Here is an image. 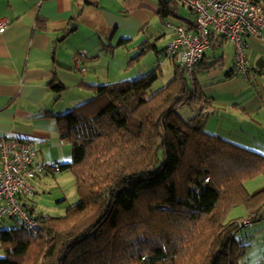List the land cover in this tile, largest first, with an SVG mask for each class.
Returning <instances> with one entry per match:
<instances>
[{
    "label": "trees",
    "instance_id": "trees-1",
    "mask_svg": "<svg viewBox=\"0 0 264 264\" xmlns=\"http://www.w3.org/2000/svg\"><path fill=\"white\" fill-rule=\"evenodd\" d=\"M177 5L163 3L162 18L176 16ZM152 51L156 44L144 43L130 63ZM160 77L158 67L90 87L91 100L48 114L73 146V161L60 171L72 174L77 202L61 216L37 214L36 235L20 225L0 231V264H242L248 245L236 234L243 218L229 215L243 207L252 224L264 219V184L246 185L264 179V156L208 134L198 116L178 114L210 104L195 73L193 91L177 64L173 79L151 92Z\"/></svg>",
    "mask_w": 264,
    "mask_h": 264
},
{
    "label": "crops",
    "instance_id": "crops-1",
    "mask_svg": "<svg viewBox=\"0 0 264 264\" xmlns=\"http://www.w3.org/2000/svg\"><path fill=\"white\" fill-rule=\"evenodd\" d=\"M259 2L264 7V0ZM163 3L168 4L165 0H44L37 6L31 0H0V19L11 21L0 31V136L31 140L39 162L70 164L73 146L62 139L57 120L48 114L64 115L91 100L90 87L117 82L121 67L140 77L158 67L162 76L172 65L173 79L174 61L167 58L159 65L158 53L171 39L165 23L183 21L178 16L162 18ZM38 19L46 22V28L37 27ZM73 23L76 30L60 39ZM121 40L129 42L118 46ZM144 43H155L157 51L131 64ZM103 44L113 49L103 51ZM248 55L250 79L234 77L233 45L213 39L195 72L210 104L192 107L194 117L205 107L212 109L201 118L208 134L264 156V31L261 39L251 40ZM59 85L64 87L60 93L53 89ZM161 85L158 90L167 84ZM74 190L70 172H45L35 182L34 196L23 197L22 204L34 216H61L71 201L77 202ZM233 211V219L250 215L240 208Z\"/></svg>",
    "mask_w": 264,
    "mask_h": 264
},
{
    "label": "built area",
    "instance_id": "built-area-1",
    "mask_svg": "<svg viewBox=\"0 0 264 264\" xmlns=\"http://www.w3.org/2000/svg\"><path fill=\"white\" fill-rule=\"evenodd\" d=\"M39 6L44 0H31ZM195 16L194 24L167 21L170 42L164 52L158 53V64L171 58L183 67L195 90V67L203 60L213 39L233 45L235 58L232 76L250 79L249 49L252 39H261L264 31V7L259 0H176ZM11 25L7 18L0 19V31ZM78 67V61H76ZM212 112L201 110L199 117ZM59 164L39 162L31 140L0 136V225L6 220H17L27 231L37 234L39 220L22 204L23 197H32L37 178L45 173H58ZM252 225V215L238 222V228Z\"/></svg>",
    "mask_w": 264,
    "mask_h": 264
},
{
    "label": "rangeland",
    "instance_id": "rangeland-1",
    "mask_svg": "<svg viewBox=\"0 0 264 264\" xmlns=\"http://www.w3.org/2000/svg\"><path fill=\"white\" fill-rule=\"evenodd\" d=\"M174 12L176 16L182 17L184 19H194V15L191 13L190 10L177 5V8L174 9ZM172 19L176 20V17H171ZM169 69L166 70L161 78L156 81V83L153 85L151 92L158 91L161 83L164 85L168 84L173 76V66H168ZM126 67H121V75L118 77V81L122 80H133L137 78L138 76L133 73V71L126 72ZM117 81V82H118ZM196 109L192 106H184L180 107L178 109V114L185 120H189L195 116ZM264 184V179L259 178L254 181L248 182L247 188L250 191H254L261 187ZM75 191V190H74ZM73 195H76V191ZM69 198L71 199V194L69 195ZM72 200V199H71ZM71 205H73L74 201H71ZM240 210L245 211L243 207L240 208ZM236 212H232V214L229 215V218H232L235 215ZM17 225H20L19 221L17 220H11L6 219L1 225H0V231L3 230H10ZM236 240L239 242H242L246 245H248L247 253L245 257L243 258L242 264H264V219L253 223L249 227L242 228L237 234H236Z\"/></svg>",
    "mask_w": 264,
    "mask_h": 264
},
{
    "label": "water",
    "instance_id": "water-1",
    "mask_svg": "<svg viewBox=\"0 0 264 264\" xmlns=\"http://www.w3.org/2000/svg\"><path fill=\"white\" fill-rule=\"evenodd\" d=\"M169 1L170 0H165L166 3H168ZM76 28H77V25L73 23L71 27L69 28V30L64 35H62L60 39H64L67 35L73 33L76 30Z\"/></svg>",
    "mask_w": 264,
    "mask_h": 264
}]
</instances>
